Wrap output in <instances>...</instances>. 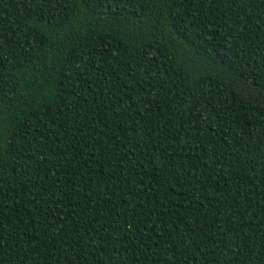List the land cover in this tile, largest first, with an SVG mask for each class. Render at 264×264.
I'll return each instance as SVG.
<instances>
[{
    "label": "trees",
    "instance_id": "trees-1",
    "mask_svg": "<svg viewBox=\"0 0 264 264\" xmlns=\"http://www.w3.org/2000/svg\"><path fill=\"white\" fill-rule=\"evenodd\" d=\"M0 264H264V0H0Z\"/></svg>",
    "mask_w": 264,
    "mask_h": 264
}]
</instances>
